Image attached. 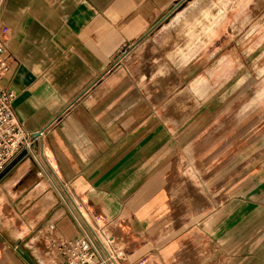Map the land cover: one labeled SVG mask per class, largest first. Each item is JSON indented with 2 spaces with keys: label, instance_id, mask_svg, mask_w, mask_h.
I'll use <instances>...</instances> for the list:
<instances>
[{
  "label": "crops",
  "instance_id": "crops-1",
  "mask_svg": "<svg viewBox=\"0 0 264 264\" xmlns=\"http://www.w3.org/2000/svg\"><path fill=\"white\" fill-rule=\"evenodd\" d=\"M236 1L231 22L251 23L256 0ZM181 2L0 0L14 62L3 83L46 156L0 174V264H56L58 244L87 230L76 207L125 264H264V161L241 174L234 152L178 146L197 133L160 96L175 85L137 73L133 48ZM219 55L189 53L191 75Z\"/></svg>",
  "mask_w": 264,
  "mask_h": 264
},
{
  "label": "rangeland",
  "instance_id": "rangeland-1",
  "mask_svg": "<svg viewBox=\"0 0 264 264\" xmlns=\"http://www.w3.org/2000/svg\"><path fill=\"white\" fill-rule=\"evenodd\" d=\"M237 4L236 0H185L164 14L133 48L132 55L144 83L154 78L175 85L160 96L173 99L176 110L186 118L182 130L197 133L178 146L234 152L244 174L264 161V0H256L251 23L231 22ZM170 23L181 24L172 31ZM158 29L164 31L162 36L168 31L170 35L162 38ZM217 47L220 59L208 61V75H191L190 63L194 61L185 57L216 51ZM203 83L206 90L199 96L197 88ZM38 143L35 140L26 153L35 150L45 159Z\"/></svg>",
  "mask_w": 264,
  "mask_h": 264
},
{
  "label": "built area",
  "instance_id": "built-area-1",
  "mask_svg": "<svg viewBox=\"0 0 264 264\" xmlns=\"http://www.w3.org/2000/svg\"><path fill=\"white\" fill-rule=\"evenodd\" d=\"M13 68L6 28L0 21V174L26 153L42 133L26 132L14 115V91L3 83L10 79ZM76 211L87 230L58 244L56 264H125L126 253L104 232L102 225L89 221L78 207Z\"/></svg>",
  "mask_w": 264,
  "mask_h": 264
},
{
  "label": "water",
  "instance_id": "water-1",
  "mask_svg": "<svg viewBox=\"0 0 264 264\" xmlns=\"http://www.w3.org/2000/svg\"><path fill=\"white\" fill-rule=\"evenodd\" d=\"M37 134V133H36Z\"/></svg>",
  "mask_w": 264,
  "mask_h": 264
}]
</instances>
